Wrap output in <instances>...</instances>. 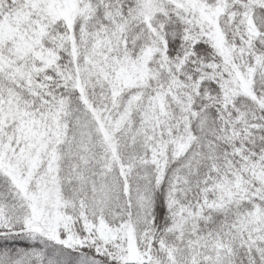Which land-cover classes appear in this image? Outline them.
<instances>
[{
    "label": "snow or ice",
    "instance_id": "1",
    "mask_svg": "<svg viewBox=\"0 0 264 264\" xmlns=\"http://www.w3.org/2000/svg\"><path fill=\"white\" fill-rule=\"evenodd\" d=\"M0 264H264V0H0Z\"/></svg>",
    "mask_w": 264,
    "mask_h": 264
}]
</instances>
